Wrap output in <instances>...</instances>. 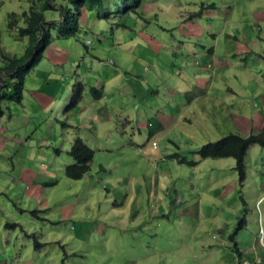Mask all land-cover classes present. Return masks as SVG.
<instances>
[{
  "label": "rangeland",
  "instance_id": "1",
  "mask_svg": "<svg viewBox=\"0 0 264 264\" xmlns=\"http://www.w3.org/2000/svg\"><path fill=\"white\" fill-rule=\"evenodd\" d=\"M42 2L0 0L1 67L9 63L7 58L25 55L28 38L19 37L16 28L25 26L23 13H28L29 6L40 8ZM60 4L65 10L71 6L68 0H56V6ZM122 4V0H104L103 8L110 12L107 17L99 16L96 9L84 10L77 20L78 31L73 36L60 37L56 30H50L49 48L53 43L67 44L71 49H76V54L80 50L79 56L86 60L92 61V56L100 58L101 64L110 67V70L115 69L121 75H124L121 70L125 71L129 83L134 81L132 78H136L140 71L141 78L150 87H145L143 81L133 91L141 92V97L146 91L148 95L145 96L150 101L157 98V90H160L161 97L166 92L162 81L167 77H170L165 82L167 86L180 84L184 76L193 83L194 76L205 77L213 95H208L206 91L204 99L184 106L183 110H191L188 116L190 121L182 120L171 133H154L149 138L147 131L132 132L126 123L130 120L128 117L120 119L117 128L112 125V140L121 141L120 151H112L108 157L92 149L95 157L92 168L96 169V163L100 161L102 171L91 172L90 164V170L83 178L72 180L63 172V166L72 163L68 154L70 146L61 151L60 140L54 141V134H60L61 121H64L61 113L69 105L71 95L79 90V82L74 80L75 83H71L73 77L69 75L63 83V89L60 82L52 103L54 117L48 123L45 135L42 134L45 130L42 128L25 131L26 127L21 122L23 119L19 117V122L9 123V128L11 134L18 132L25 140L16 146L9 144L7 147V143L4 144L0 139V260L17 255V245L20 246V239L26 234L22 230L48 225L42 219L46 210L36 209L32 199L26 196L30 190L29 183L10 175V168L15 163L27 166L29 157L25 158V155L31 152L32 156L38 153L36 163L40 164V159L44 160L47 163L45 169L51 173L46 177L40 166L32 168L39 171L36 184L47 188L45 193L50 195L49 201L56 203L59 198L71 204L82 198L79 202L84 203L91 199L87 191L97 188V202L104 205L107 190L117 196L118 192L127 188L128 181L143 191L139 198L138 220L140 229L143 222L146 226L140 233L139 229L135 230L137 233H134V237L138 239L126 243L128 251L139 252L135 264H206L205 261L222 264L233 258L230 250L234 245L229 240L230 236L233 235L237 242L239 234L241 244L245 245L249 239L258 238L261 228L264 242V148L252 144L247 149L243 180L239 179L234 168V158L201 159L196 154L207 142H214L230 133L247 136L251 132L258 133L264 127V44L259 38L260 34L264 39V21L254 17L256 13L264 11V0H143L135 12L126 13L121 12ZM151 6L149 15H146L145 11ZM10 13H15L18 22V26L11 29L7 27ZM43 14L45 21L61 20L60 9L45 10ZM262 15L264 18V12ZM184 17L199 24L203 32L192 39L182 37L181 23L177 19ZM150 37L162 44L164 50L159 55L153 49ZM241 44H245L246 48ZM230 48L232 53H229ZM201 50L203 54L198 52ZM157 66H164L170 73L159 72ZM36 69H40V66ZM33 73L34 69H31L28 74L31 75L30 79L26 81L25 77L22 91L24 111L29 115L33 114L27 109L30 99L27 89L37 88L40 81L35 80ZM0 76L9 84L0 91L12 92V79L2 74ZM87 76L90 78L89 74ZM42 85L50 86L45 82ZM169 90L171 92V87ZM1 109L4 111V105ZM58 123L54 133L51 126ZM43 137H47V143L35 144ZM29 138L34 140L30 144L27 141ZM131 141L136 142L138 147ZM2 146H5L4 150ZM161 152L168 155L177 153L179 157H185L195 164L180 163L175 158H167L162 163ZM74 190L77 193L72 192L70 195L69 191ZM148 196L150 199L146 201ZM74 204L78 208V203ZM71 220L49 223L47 227L49 231L71 234ZM14 223L17 227L10 228L8 232L12 243L3 245L6 226ZM222 235L225 236L226 245L221 239ZM151 240L161 245L163 243L170 252L151 255L147 247ZM208 246L214 249L210 250ZM33 247L36 248L34 243ZM54 247V243L49 244V248ZM34 248L31 244L23 248L20 246L22 256L25 257L28 252L31 254ZM49 250L47 252H51ZM209 252H213V255ZM98 256L95 255V260L93 256L87 257L91 258L87 262L107 264L103 257L99 259ZM77 264L84 263L78 260Z\"/></svg>",
  "mask_w": 264,
  "mask_h": 264
},
{
  "label": "crops",
  "instance_id": "2",
  "mask_svg": "<svg viewBox=\"0 0 264 264\" xmlns=\"http://www.w3.org/2000/svg\"><path fill=\"white\" fill-rule=\"evenodd\" d=\"M148 9L149 10L145 11L146 15H149L152 6ZM262 12L256 13L254 15L255 19L264 21ZM181 17H183V15H181ZM177 21L181 23L182 37L184 38L187 36L192 39L203 32L199 24L195 22L192 23V20L186 17L180 20L177 19ZM261 32L262 30L260 28V33ZM259 38L261 39L260 42L264 44V39L260 37V34ZM243 39L246 42L248 41L246 37H243ZM150 43L155 52H157V55L164 50L162 44L154 38L150 37ZM237 43L240 47L239 41H237ZM241 45L245 47V44ZM49 46L50 44L46 47L42 60L33 68L35 80H40L37 83V88L27 89L30 95L28 101L29 107L27 109L33 115H29L28 112L24 111L25 105L23 102L25 101H23V98L18 103L12 101L0 102V110L2 111L0 114V139L4 144L7 143V147L9 144L16 146L17 143H22L25 140L18 132L11 134L9 123L13 124V121L19 122L20 119H23L21 122H23L26 127L25 131H37L39 128H42L45 129L42 134L45 135L47 133V128H49L47 125L54 117L52 103L59 91L60 82L61 88L63 89V83L69 75L73 77L71 83H77L78 81L82 84L83 91L80 100L72 109L61 113V119L64 120L66 124H61L62 127L59 135L54 134V141L60 140L61 151L69 147L75 138H81L91 149L110 157L109 155L113 153L112 151H120L121 148V141L118 139L115 141L112 140V137H114L112 125L117 128V126H119L117 121L120 119L128 117L130 120L126 121V123L131 131H147L149 138L154 133H162V135L171 133L182 120L190 121L188 116L191 110H183L184 106H190L192 101L197 102L198 99H204L207 95L204 93L206 91L208 95H211V88L209 90L205 77L194 76L195 83H193L191 79L189 80L184 76L180 84H169L168 86L165 82L170 77H167L164 81L161 79L164 84V91L166 92H164L161 97L160 90H157V98L150 101L148 97L145 96L148 95L146 91H144L142 97L141 92L139 94L138 90L136 93L133 91L138 85L141 86L143 81H145V87H150L149 83L144 80V78H141L140 71H138L136 78H132L134 81L129 83L125 71L120 69L124 74L121 75L119 71L115 69L110 70V67L101 64L100 58L92 56V61L89 59L86 60L85 57L79 56L81 54L80 50H77L78 52L76 54L74 53L76 49H71L67 44L58 45L53 43L50 48ZM198 52L203 54L204 51L201 50ZM229 53H232L231 48L229 49ZM215 65L217 66V63ZM38 66H40V69H36ZM156 68L159 72L170 73V70L164 68V66H157ZM80 70L82 72H79ZM106 70L108 71L106 72ZM28 74L26 76V81L29 76H31ZM88 74L90 78L87 76ZM2 75L7 76L5 74ZM190 75H192V72H190ZM87 79L90 80L87 82ZM42 82L48 83L50 86L45 87L42 85ZM126 83L130 84L131 87H127ZM170 87L171 92H169ZM91 88L100 90L101 96L99 98H94L90 92ZM3 105L4 111L1 109ZM31 117L34 118V120ZM3 118L7 119L2 121ZM52 125V131L55 133V126H59V123ZM14 129L20 131V129ZM27 141H29L30 144V142L34 140L29 138ZM45 143H47V137H43L35 144ZM131 143L138 147L136 142L131 141ZM5 146H2L3 150ZM31 153H29L30 155H25V158L29 157V161L26 159V161H28L27 166L22 167L15 163L10 168V175L18 177L20 180H25L27 184L29 183L30 190H28L26 196L32 199L36 209L46 210L45 217L42 218L46 224L61 223L63 221V223H66L72 219L73 228L70 227L72 228V232L71 234H65L64 231H49L48 225H42V228L34 226V228H32L33 230L26 228L22 230L26 231V234H24V238L20 239V246L23 248L31 244L32 248H34L33 239L30 235H34L32 237L39 243H43V245L34 248V251L31 254L28 252L25 257L22 256L20 246L17 245V255L13 258L8 257L5 258V260L1 259V264H35V261H37L36 264H77L78 260L84 264H89L87 261L91 258L87 259V257L93 256L95 260V255L97 254H99V259L103 257L107 264H128V262L129 264H135L139 252L128 251L126 249V243H131L132 240L138 239V237H134V233H137L135 230L139 229L138 232L140 233L146 226L143 222L142 229H140L141 224L138 220L139 198L142 197L143 191H141L140 188L136 189L135 185L128 181L126 183L127 188L118 192L117 196L114 192L110 193V191L107 190L104 196V205L97 202L96 194L99 192L97 188L86 190L88 192V198L91 199H88L84 203L79 202L82 198L77 199L75 202H71V204H66L62 199L59 200V198L56 199V203L49 201L50 195H46L45 193L47 188L45 189V187L36 184L37 177L40 175L39 171L37 169L35 171L32 168L40 166L42 170L39 169L46 177L51 173L45 169L47 163L44 160L40 159L41 163H36V154L38 153H35V156H32L33 153ZM172 155H174V153L168 155L161 152L160 156L162 157V163L167 158L173 159ZM94 158L93 153V160L90 163L91 172L97 170L102 171L100 161H97L96 169L92 168ZM66 162L68 163V161ZM71 162H73V158ZM64 167L65 166H63V168ZM106 178L108 179V174ZM79 191H81L80 188ZM69 192L70 195L73 194L72 192L77 193L75 190ZM148 199H150L149 196L146 201H148ZM112 200H114V202H112ZM74 203H78V208H75ZM53 211L58 213H54ZM6 230L7 233L5 238H3V245L8 246L12 243V240L8 236V232H10L9 229ZM63 234L64 236H62ZM151 234V236H154V233ZM36 235H38V237ZM221 239L224 245H226L225 236ZM20 240H18V243ZM236 240H238L237 242L235 241L238 253L234 249L230 250V254H232L233 257L232 260L229 262L226 260L222 264H241L244 261L251 264H264V249L259 243L258 238L252 241L249 239L246 244L243 245L241 244L240 235L237 234ZM109 242L111 243L109 244ZM51 243L55 244V247L52 249L49 248V244ZM74 244H78L79 246H74ZM147 245L151 255L154 253L165 255V253L170 252L163 243L161 245L159 242L155 243L151 240ZM48 248L51 252H47L49 250ZM208 248H210V250L214 249L211 246H208ZM240 251H242V253ZM208 254L213 255V252H209ZM178 258L180 259L181 256ZM32 260L34 262H32ZM205 262L206 264H212L208 263V261Z\"/></svg>",
  "mask_w": 264,
  "mask_h": 264
},
{
  "label": "trees",
  "instance_id": "3",
  "mask_svg": "<svg viewBox=\"0 0 264 264\" xmlns=\"http://www.w3.org/2000/svg\"><path fill=\"white\" fill-rule=\"evenodd\" d=\"M51 1L52 0H39V2H42L40 8L39 6L30 5L28 13H23L25 26L16 29L19 37L28 38V47L23 57L7 58L9 63L4 67L0 66V75L5 74L12 79V92L0 91V102L12 101L18 103L21 101L25 77L29 71L42 60L45 49L50 44V30H56L57 36L60 37L73 36L78 31L77 20L82 16V13L85 12L84 10L96 9V12L101 17H107L110 13L103 8L104 0H68L71 6L67 10H65L63 4L56 6V0L50 5ZM122 2L123 10L121 12L126 13L130 11L135 12L142 0H122ZM59 9L61 11L60 21H45L43 14L45 10L57 11ZM15 16V13L8 14L9 21L7 27L9 29L18 26ZM2 85L3 87L1 88ZM7 86L8 83L6 84L4 79L0 77V90L7 88ZM77 86L79 90H77L74 95H71L69 105L64 109V112L72 109L80 100L83 86L80 83H77ZM90 92L94 98H99L101 96V91L98 89L91 88ZM1 113L2 111L0 110V114ZM61 124L65 125L66 123L61 121ZM252 144H257L264 148V127L258 133L251 132L247 136L230 133L214 142H207L196 151V154L201 159L222 157L234 158L236 161L234 168L238 173L239 179L243 180L245 176L244 156L247 149ZM93 153V150L88 147L81 138H75L71 142L68 150V154L73 158V162L63 168L65 176L72 180L82 178L90 170ZM172 157L180 163L195 164L194 161H187L185 157H179L177 153L172 155ZM32 213L35 214V211ZM7 225V229H14L17 227L15 223ZM32 236L34 235H30V237ZM32 239L36 248L43 245L35 238L32 237ZM230 239L234 245V250L238 253L233 235L230 236Z\"/></svg>",
  "mask_w": 264,
  "mask_h": 264
},
{
  "label": "clouds",
  "instance_id": "4",
  "mask_svg": "<svg viewBox=\"0 0 264 264\" xmlns=\"http://www.w3.org/2000/svg\"><path fill=\"white\" fill-rule=\"evenodd\" d=\"M0 77H2V76H0ZM259 231H260V229H259ZM258 240H259V234H258ZM259 243L262 245V247H263V249H264V242H263V240H262V243L260 242V240H259ZM234 249V248H233ZM242 263H248V264H251V263H249V262H242ZM241 263V264H242Z\"/></svg>",
  "mask_w": 264,
  "mask_h": 264
},
{
  "label": "built area",
  "instance_id": "5",
  "mask_svg": "<svg viewBox=\"0 0 264 264\" xmlns=\"http://www.w3.org/2000/svg\"><path fill=\"white\" fill-rule=\"evenodd\" d=\"M259 240L262 243V229L261 228H260V231H259ZM242 264H248V263H242Z\"/></svg>",
  "mask_w": 264,
  "mask_h": 264
}]
</instances>
